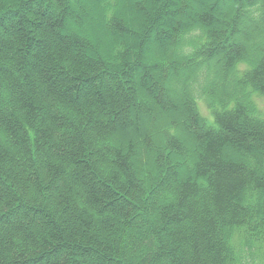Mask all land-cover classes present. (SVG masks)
Instances as JSON below:
<instances>
[{"label": "trees", "instance_id": "trees-1", "mask_svg": "<svg viewBox=\"0 0 264 264\" xmlns=\"http://www.w3.org/2000/svg\"><path fill=\"white\" fill-rule=\"evenodd\" d=\"M25 1L18 0V5L29 11L32 8ZM64 1L56 0L62 11L54 19L45 17L47 6L41 0L31 1L38 9L31 19L21 9L0 13V90L10 103L6 112L0 104V131L9 143H0V204L19 202L30 186L36 190L32 206L20 202L10 211L21 219L0 229V264L25 263L28 249L34 257L26 262L32 264H75L76 257L95 261L87 260L88 264H104L115 252L124 257L121 229L127 233L133 254L146 233L151 234L145 245L148 256L138 264H264V116L255 114L246 100L252 93L264 95V21L257 25L264 18L263 1L234 0L235 7L224 12L216 8L215 1L179 0L182 8L172 11L168 10L174 6L172 0H167L165 9L160 8V0H137L136 4L126 1L117 12V0H94L103 22L112 27L108 34L123 41L114 46L113 56L121 64L113 69L115 74L128 70L124 86L116 75L103 74V60L89 55L81 37L65 32L69 8ZM132 8L145 15L152 13L155 21L165 25L156 41L164 50L177 52L171 61L172 74L181 69L191 73L194 68V74L202 72V56L216 59L223 68L222 78H233L243 103L211 86L189 92L187 81L181 115L173 114L176 122L162 135L158 131L142 134L138 115L146 104L162 114L179 110L163 96L160 86L170 73L157 83L143 78L145 74L138 82L134 79L137 68L125 49L127 40L138 41L128 31ZM241 13L257 19H247L250 30L245 34L261 40L256 61L233 39L238 32L230 33L233 23L238 28L236 19ZM11 18H17L16 22ZM105 75L113 81L112 87L103 82ZM149 80L153 86L142 88L145 102L137 104L135 96ZM198 100L212 112L214 126H207L199 115ZM183 123L193 137L190 149L176 137ZM131 132L135 141L128 136ZM156 135L167 137L163 147L155 144L152 136ZM106 136L118 137L126 147L122 143L95 152V140ZM143 139L158 170L149 185L171 190L170 200L158 209L156 226L137 210L145 202L150 208L151 200L146 196L147 180L132 166L133 147ZM229 152L244 157L243 161ZM106 153L111 156L107 179L95 172L97 163L105 166ZM174 155L193 158L181 176L178 171L183 165L177 172L171 168L170 176L164 170L167 160L172 165ZM138 164L146 170L145 161ZM117 192H124L127 200ZM45 194L56 203L52 212L42 206ZM7 220L0 218L1 224ZM33 228L40 232L36 240ZM14 240H19V247Z\"/></svg>", "mask_w": 264, "mask_h": 264}, {"label": "rangeland", "instance_id": "rangeland-1", "mask_svg": "<svg viewBox=\"0 0 264 264\" xmlns=\"http://www.w3.org/2000/svg\"><path fill=\"white\" fill-rule=\"evenodd\" d=\"M29 1V4L32 9L23 10L20 8V5H18V0H3L4 3H2V0H0V7L3 9H0V13L3 11H8L12 8L21 9V12L23 11L24 14H26L29 19L33 18L36 12L38 11L37 7L31 3L32 0H26L25 4H27ZM35 1V0H33ZM37 1V0H36ZM128 3H138L137 0H117V5H116V10L117 12L120 11L122 8L125 7V2ZM181 1V0H180ZM186 2V0H184ZM217 3L216 8L219 9V11H226L227 8L230 7H235V2L234 0H205V3ZM263 4H264V0ZM42 6H47L45 9V17L49 19H54L57 17L62 9L57 5L56 0H41ZM182 2V1H181ZM181 2L179 3V0H172L171 3L174 4V6L169 7L172 11H177L182 8ZM65 5L69 10H67L68 15L65 16V27L64 30L68 34H73L78 37H81L85 45L88 47V53L91 56H99L104 64L105 67L101 69V71L104 73H107L108 71L112 75H116L118 77V80H120L122 83V86H124L123 82L126 81V78L124 77V74L128 72V70L123 69V72L121 74H115L117 72H114L115 69H113V66L115 65H120L121 62L117 57H114V46L118 44H122V40L120 38H114L110 36L108 33H111L112 27L109 26L108 24H105L102 20V12L98 11V5L97 2L94 0H65L64 1ZM168 3L167 0H160V8L165 9L166 4ZM193 3V2H190ZM196 3V2H195ZM192 5V4H191ZM146 6V4H145ZM169 6V5H167ZM98 8V9H97ZM44 9V8H43ZM264 13V10H263ZM130 18L131 20L129 21V27L128 31L132 32L137 38L138 41L135 39H131V41L127 40L125 44V49L129 52V54L132 55V58L130 59V63L133 65V67H136L137 70H135V81L138 82L140 76L142 74L143 78L150 77L151 81L153 80L154 83H157L160 77H163L164 75H170L167 77L166 82H160V86L163 91V96L172 100L173 104L176 105L179 111L173 112L170 114H162V113H157L156 110L153 111L151 106L149 104H146L144 107V111H142L138 117H139V122H140V128L142 131V134H154L156 131H158L162 135V131L165 130V128H169L172 126L173 122L176 120L175 116L173 114H177L181 112L182 110V103H184V99L186 98V88H184V84L189 81L190 82V91L189 92H194L195 89L199 88L200 86H203L204 89H208L210 86L212 88H215L218 90L220 93H225L228 98L229 97H236L239 103H243V98L242 96L237 93V89L234 85L233 78L230 76H226L222 78L223 74V68L221 64H219L218 60L212 59L209 60L205 56H202L201 58L203 59L202 64H200V69L202 72H196L194 74V71L191 73L189 71H184V69H181L178 71V74H172V69H171V61H173V58H177V52L176 50L172 49H167L164 50L163 47L159 46V42L156 41V37L158 35V31L162 30V27L164 28V24L161 23V21L157 22L158 20L155 21L153 14L150 13L149 15H145L143 12L137 11L135 9H131L130 12ZM236 17L237 14H234ZM251 18V19H250ZM11 22L15 23L17 18H11ZM247 19L253 20V22H256L257 19H254L251 14H245L242 15L239 14L237 16L236 22L238 25V28L234 26V23L231 27L230 33L235 30L238 33L233 36V39L238 41L240 44H243L244 47L247 48L248 54L247 57L249 59H253L256 61V50L257 46L261 45L260 43V38H255L251 39L252 36L250 35H245L247 32L250 30L249 23ZM264 21L261 20L259 23H257L258 26L262 24ZM260 24V25H259ZM211 44H209L207 47H210ZM204 51V50H203ZM138 56H142V59H139ZM190 60V59H189ZM192 64H195V61H191ZM108 67H107V66ZM142 67V68H141ZM198 67V66H196ZM119 70V67H116ZM117 70V71H118ZM94 73L93 75H95ZM97 76V74H96ZM126 76V75H125ZM120 78V79H119ZM150 80L146 81L144 84L142 83L141 85V90H138V93L135 96V101L137 104L144 101V93L142 91V88H151L153 86L152 82ZM96 81L94 80L92 83H95ZM103 82L105 84H110L112 87L113 81H111L109 75H105L103 77ZM91 83V84H92ZM203 84V85H202ZM158 87L157 85H155ZM188 88V87H187ZM153 89H155L153 87ZM193 89V90H192ZM189 90V89H188ZM192 90V91H191ZM239 91V90H238ZM251 91V90H250ZM247 103L251 104V108H254V113L259 114V115H264V95H258L256 93H252L250 96L246 98ZM0 101H1V107L3 108V111H9L10 110V103L8 101V97L4 91L0 90ZM197 108L199 113L203 116L205 119V122L208 126H212L213 120L211 118V115L207 111V107L204 105L202 101H197ZM150 107V109H148ZM250 114V113H249ZM134 115L132 114L131 118L134 119ZM136 117V118H138ZM135 118V119H136ZM176 122V121H175ZM185 122V121H184ZM183 125V126H182ZM181 126H179V129H177V138L181 141L184 142L185 147H188L190 149L191 147L194 146V141L193 137L189 135L185 128V124L183 123ZM128 133L129 138H132L130 140L135 141L134 138V133L132 134ZM133 135V136H132ZM137 135V134H136ZM162 138L159 139L157 135L155 137L152 136L155 144L157 146H164L166 143V138L165 136H161ZM138 139V138H137ZM160 140V143H159ZM165 141V142H164ZM0 143L4 146H7L8 140L5 138L4 134L1 133L0 131ZM123 143V147L125 146V142H122V140H119L118 137H102L101 139H96L95 140V152L101 151L104 147L108 146V148H116L118 145ZM135 148L134 150L136 151L133 158H132V166L134 171L139 174V177L142 179L147 180L146 185L149 186L146 196L147 198L149 197L150 200V208L148 207L149 204L144 203V208L142 207V203H139L137 206L138 212L147 217L152 225H158L159 223V207L163 204L169 201V195L170 191L169 189L163 187V188H158V186L155 185V187H151L150 181L151 178L156 179L158 176V170L156 166L153 163V158L151 157V153L147 146L144 144V139L142 142L140 140H136V144L134 145ZM103 151V150H102ZM231 157L239 158L243 161V158L240 157L239 155H235L232 152ZM143 155V157H142ZM111 156H109V153H106V156L104 157L105 160V166L103 164L97 163L95 166V172L100 175L102 178L107 179V175L109 173V166L108 162L110 161ZM172 165L169 163L171 162L170 160L166 161L164 170L168 175H172V171L170 173V169L172 168L174 172H177V168L179 166L183 165V168L178 171V175L181 176L183 174V171L185 172L187 169V164L188 161H192L193 158L190 157L189 160L185 157H177V156H172ZM22 161V160H21ZM145 161V168L146 170H143V168L139 167L138 162L140 164ZM245 161V160H244ZM248 162V160H247ZM258 167L259 169L263 167L262 165V159L260 158L258 160ZM141 166V165H140ZM256 166V165H255ZM155 167V168H154ZM156 169V170H155ZM146 171V172H144ZM262 173V170L260 169L259 171ZM26 173L29 175L30 170H26ZM25 174V173H24ZM26 175V174H25ZM169 175V176H170ZM166 180V179H165ZM152 188L154 190H152ZM36 190L30 189L26 192L23 193V195L19 196L18 200L19 202H11L6 206H2L0 204V218H8V222L2 223L0 222V229H6L9 227L12 223H15L19 220V216L15 217V213L11 215L10 211H12L16 206L20 205L19 203L22 202L25 205L32 206L33 203V193H35ZM118 191V190H117ZM46 192V191H45ZM119 196L125 197L127 200L126 195L124 192H117ZM145 196V197H146ZM247 196L248 194H244V202L245 204L247 203ZM259 200L262 197L261 195H258ZM134 204L137 205L136 200L132 198V201ZM256 202V200L254 201ZM249 203V202H248ZM37 204V203H35ZM56 203L53 201V199L50 197H47L45 194V198L43 199L42 206H45L47 210L52 212L56 208ZM152 204V206H151ZM253 206V205H252ZM25 209H21V212H24ZM138 213V214H139ZM21 219V218H20ZM25 220V219H23ZM4 224V225H3ZM142 225V224H140ZM139 226V225H138ZM141 227V226H139ZM32 232V237L34 240H36V236H40L39 230L37 231L36 228H33ZM129 232V231H128ZM119 236L122 238L121 240V245L123 246L125 253L124 257L123 255H119V253L115 252V254L109 258L108 260L104 261V264H138L140 259H143L148 256L147 250H146V244H147V238H151V234L145 235L144 239L142 240L143 243L139 245L138 248H136V252L134 254L132 253V248L130 246V241L128 240L127 233L124 231V229L120 230ZM149 238V239H150ZM146 242L144 243V241ZM19 240H14V243L17 244V246H20V243L18 242ZM21 249V248H20ZM19 249V250H20ZM31 249H28L27 251V256L25 257V260L23 264H32L30 262L26 261H31V259L34 257L32 255V252L30 251ZM16 260H18L16 257H13ZM73 263L78 264L79 262H86L87 260L89 263H95V261L92 258L84 257V258H79L76 257L73 259ZM86 264H88L86 262Z\"/></svg>", "mask_w": 264, "mask_h": 264}]
</instances>
